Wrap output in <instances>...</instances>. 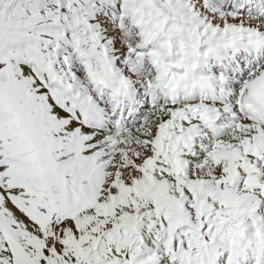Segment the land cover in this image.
<instances>
[{
	"label": "snow or ice",
	"instance_id": "obj_1",
	"mask_svg": "<svg viewBox=\"0 0 264 264\" xmlns=\"http://www.w3.org/2000/svg\"><path fill=\"white\" fill-rule=\"evenodd\" d=\"M0 264H264V0H0Z\"/></svg>",
	"mask_w": 264,
	"mask_h": 264
}]
</instances>
